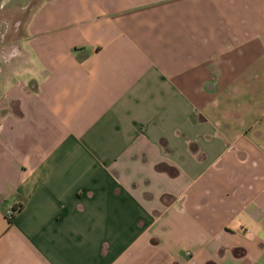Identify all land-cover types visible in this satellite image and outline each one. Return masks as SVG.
Listing matches in <instances>:
<instances>
[{
  "label": "crops",
  "instance_id": "1",
  "mask_svg": "<svg viewBox=\"0 0 264 264\" xmlns=\"http://www.w3.org/2000/svg\"><path fill=\"white\" fill-rule=\"evenodd\" d=\"M0 264H264V0H0Z\"/></svg>",
  "mask_w": 264,
  "mask_h": 264
},
{
  "label": "built area",
  "instance_id": "2",
  "mask_svg": "<svg viewBox=\"0 0 264 264\" xmlns=\"http://www.w3.org/2000/svg\"><path fill=\"white\" fill-rule=\"evenodd\" d=\"M18 208H8L4 211V216L9 220L13 217Z\"/></svg>",
  "mask_w": 264,
  "mask_h": 264
},
{
  "label": "trees",
  "instance_id": "3",
  "mask_svg": "<svg viewBox=\"0 0 264 264\" xmlns=\"http://www.w3.org/2000/svg\"><path fill=\"white\" fill-rule=\"evenodd\" d=\"M12 219V218H11ZM11 219H9L8 221L10 222L11 221Z\"/></svg>",
  "mask_w": 264,
  "mask_h": 264
}]
</instances>
